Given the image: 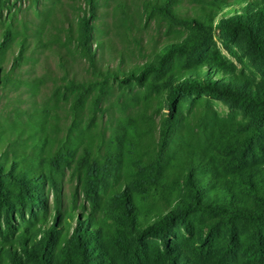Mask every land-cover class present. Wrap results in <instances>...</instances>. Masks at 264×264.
<instances>
[{
	"label": "trees",
	"instance_id": "obj_1",
	"mask_svg": "<svg viewBox=\"0 0 264 264\" xmlns=\"http://www.w3.org/2000/svg\"><path fill=\"white\" fill-rule=\"evenodd\" d=\"M0 264H264V0H0Z\"/></svg>",
	"mask_w": 264,
	"mask_h": 264
},
{
	"label": "rangeland",
	"instance_id": "obj_2",
	"mask_svg": "<svg viewBox=\"0 0 264 264\" xmlns=\"http://www.w3.org/2000/svg\"><path fill=\"white\" fill-rule=\"evenodd\" d=\"M105 8H102L100 10V13H104ZM26 17V19L30 22L35 21L33 18L32 13L24 14L22 15ZM107 19L108 18H103ZM38 23V21H35ZM152 32H154L152 30ZM50 40L49 37L47 38V41ZM32 41V40H31ZM31 49L33 50L35 48L34 40L32 41ZM61 51L65 53V50L61 48L59 43H52L50 45V48H41L38 50L40 53V60L37 63H26L21 66V68L18 70V75H20L23 80H32L36 77H44L47 81L46 86L42 89V92L40 94V98H43L46 94L49 93V90L53 86V83L56 80H59L63 76V70L59 67V55L58 52ZM72 64V62H71ZM73 71H75L80 78L85 76V65L82 62H77L73 64ZM23 93L24 99L28 98V88L26 86H23L19 93ZM17 91L11 90L8 92H5V96L3 98V106H5L6 101L11 97H14ZM27 104H25L26 106ZM221 111H224L225 108L223 106H219ZM69 187L68 185L65 186V193L68 194Z\"/></svg>",
	"mask_w": 264,
	"mask_h": 264
}]
</instances>
